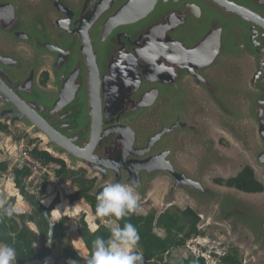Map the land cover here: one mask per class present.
I'll return each mask as SVG.
<instances>
[{
    "label": "water",
    "instance_id": "obj_1",
    "mask_svg": "<svg viewBox=\"0 0 264 264\" xmlns=\"http://www.w3.org/2000/svg\"><path fill=\"white\" fill-rule=\"evenodd\" d=\"M0 39L32 53L0 49V122L43 137L40 150L97 178L91 195L121 183L144 199L164 176L170 187L163 206L179 192L202 208L218 203L226 221L264 248V214L205 183L219 153L192 120L199 107L186 86L191 79L207 89L224 118L256 125L259 146L250 154L264 171V0H42L34 10L24 0H0ZM249 57L255 74L247 116L211 92L246 93L208 77L226 60ZM46 60L50 91L38 85ZM184 137L205 150L199 171L178 164ZM35 203L48 222L50 248L58 221Z\"/></svg>",
    "mask_w": 264,
    "mask_h": 264
},
{
    "label": "rangeland",
    "instance_id": "obj_2",
    "mask_svg": "<svg viewBox=\"0 0 264 264\" xmlns=\"http://www.w3.org/2000/svg\"><path fill=\"white\" fill-rule=\"evenodd\" d=\"M24 1L31 10L42 7V0ZM48 14L51 20L57 16L54 12H49ZM0 49L2 51L16 53L25 57L32 56L31 50L27 46L12 45L1 39ZM49 64L50 61L46 60L38 73V85L44 91H50L52 89L50 86L43 88L39 84V77L43 71H49ZM225 67L226 65H220L217 69ZM245 82L246 79L242 75L236 83L239 88H236L238 90L243 89ZM248 93L249 95L251 94L250 92ZM238 112L243 115V111ZM209 123L211 124V122ZM213 132L216 140L220 143L219 149H221L226 155L232 157V162L227 168L221 167L213 170V172L206 176L205 183L223 194H231L234 197L253 205L264 214V192L258 194H248L236 189L218 185L213 181L215 178L227 180L234 177L241 171L242 168L248 165L254 169L256 178L264 185V171L255 167L251 154L247 153L242 146L231 141L223 132H221L220 129L215 126ZM45 142L46 140L43 137H33L30 130L26 129L22 125H16L13 129L9 126L8 130L0 134V162H6L7 159L15 156L16 153L10 155L9 151V148L13 150V145L15 144L18 148H20L21 145H24V148H31L33 150L34 148H42ZM196 151V148L189 147L186 157L182 160L183 165L189 168V171L191 170V172L194 171L193 165L195 162ZM79 168L82 167L78 165L76 169L72 170H77ZM14 169L15 168L9 169L8 172L0 178V201H3L4 204L14 198V208L16 213L30 212L32 210L31 206L22 198L18 190L15 188L13 181ZM45 181L47 183V188L44 195H42L41 203H43L46 208H54V211H52L54 220H59L64 216H68L70 220L64 226L62 230L63 239L57 244L52 255L44 262H36L32 264H47L54 261H62L65 264H70L72 260L65 261L63 258L64 249L69 245H72L81 257H87L88 252L77 234L78 221L81 216L84 215L90 229L94 231L98 228L96 217L91 213L90 207L83 200L72 201L70 199L76 192L75 187L70 182H62L56 178L55 180H50L44 177L36 189L34 191H30L29 194L38 196ZM169 187L170 181L168 178L164 176L158 178L151 185L146 198L140 199L137 197L139 206L136 211L137 214H147L150 211H156L158 215H160L170 208H179L181 210L191 208L199 216V229L204 232V237L193 239L188 242L184 249L176 250L172 255L173 260L176 261L189 255L190 253L198 256L199 253L203 252V256L207 264H217V258L223 256L225 253L235 252V250H238L242 264H264V248L253 240L246 228L241 225H237L232 221H226L220 214L218 203L212 204L207 208H202L195 205L183 193L179 192L176 195L175 202L171 206H163L164 197L167 195ZM58 206H60L59 208L61 211L56 212ZM106 224H108L111 228L117 227L114 222ZM30 226L33 230H37L35 225L32 224ZM156 232L163 235V232L160 230H156ZM36 248L38 249L39 246Z\"/></svg>",
    "mask_w": 264,
    "mask_h": 264
},
{
    "label": "trees",
    "instance_id": "obj_3",
    "mask_svg": "<svg viewBox=\"0 0 264 264\" xmlns=\"http://www.w3.org/2000/svg\"><path fill=\"white\" fill-rule=\"evenodd\" d=\"M50 80V75L47 71L41 73L39 77V84L46 88ZM9 129L7 124L0 122V134ZM32 154L41 159L46 164H55L59 169L55 171L58 180L63 182H70L76 189V192L70 198L72 201L83 200L91 209V213L96 217L98 228L92 231L83 215L78 221L77 234L83 242L88 256L91 255L92 241L97 236H102L107 239L110 236L111 227L106 223H101V219L114 222L117 226L123 227L126 222L132 223L139 233V248L143 252L144 264H207L202 256H197L190 253L178 260H173L172 255L178 249H184L188 242L198 237H204V232L199 229L200 218L191 209L187 208L181 210L179 208H170L158 215L156 211H150L147 214H130L124 218L105 217L100 218L95 214L96 196L103 187L99 189L96 195H91L95 188L97 178L89 179L88 172L79 168L71 170L68 168L66 162L62 159L55 158L47 151H42L39 148H34ZM9 170L7 162H0V178ZM28 176L26 170H13V181L15 188L18 190L22 198L31 206L32 210L25 213L14 212L13 216H0V243H6L16 249L17 262L16 264H32L36 262H44L49 258L57 244L63 239L62 230L69 222L70 218L64 216L58 221L55 231L52 247H47L49 225L44 218L35 199L42 201L47 183H43L41 192L38 196L31 195L26 190L24 180ZM215 183L225 186L227 188L236 189L238 191L248 194H258L264 192V185L256 178L254 169L251 166H245L234 177L227 180L216 179ZM15 199H10L4 203V206L9 204L14 206ZM47 209L51 216L54 208ZM52 218V216H51ZM35 225L37 230H33L30 225ZM160 230L163 235L156 232ZM39 246L37 249L36 247ZM64 260H74L76 264H85L84 259L78 254L72 245L64 249ZM217 264H242L238 250L235 252L225 253L223 256L217 258ZM47 264H65L62 261H54Z\"/></svg>",
    "mask_w": 264,
    "mask_h": 264
},
{
    "label": "flooded vegetation",
    "instance_id": "obj_4",
    "mask_svg": "<svg viewBox=\"0 0 264 264\" xmlns=\"http://www.w3.org/2000/svg\"><path fill=\"white\" fill-rule=\"evenodd\" d=\"M226 67L222 69H213L209 72V79L218 85H223L225 87L236 88L237 80L243 75L246 79L245 85L241 91L245 92V97H231L225 96L224 92L218 88H215L211 93L216 95L220 102L227 101V103L233 104L235 109L238 111H243V113H248L250 106L251 94L254 91L252 88V80L255 74V62L252 58H231L225 61ZM252 67V68H251ZM45 72V71H43ZM42 72V73H43ZM50 75V70L47 71ZM50 80L47 87L49 86ZM186 86L189 89L192 99L195 101L199 107L198 112L192 115V120L196 125L205 128L207 133V138H210L215 143V149L218 151L219 158L217 159V164L211 170L207 168V174L213 172L217 168H227L232 162V157L226 155L222 152L219 141L216 140L214 135V126L221 130L231 141L235 144L242 146V148L251 153L259 146L258 140V129L252 121H236L235 117L224 118L212 104L209 96L207 94V89L199 88L195 86L191 79H187ZM42 87V86H41ZM46 87V88H47ZM44 88V87H43ZM239 88V87H238ZM237 89V88H236ZM250 92L251 94L249 95ZM211 122V124L209 123ZM194 146V147H193ZM184 153L178 157V164L180 167L189 171V168L183 165L182 160L186 157V153L189 147L196 148L195 162L193 165L194 171H199L200 161L205 157V150L201 147H197L194 142L188 138H183ZM191 171V170H190ZM206 178V177H205ZM217 178L213 181L215 182Z\"/></svg>",
    "mask_w": 264,
    "mask_h": 264
},
{
    "label": "clouds",
    "instance_id": "obj_5",
    "mask_svg": "<svg viewBox=\"0 0 264 264\" xmlns=\"http://www.w3.org/2000/svg\"><path fill=\"white\" fill-rule=\"evenodd\" d=\"M138 198L131 188L121 184H107L96 196L95 214L97 217H114L117 219L135 213ZM54 211V210H53ZM15 208L4 206L0 201V216H13ZM101 223H108L101 219ZM110 236L105 239L97 236L92 241L91 255L83 257L85 264H144L143 252L139 248V233L130 222L123 227H112ZM16 249L6 243H0V264H16ZM70 264H76L71 261Z\"/></svg>",
    "mask_w": 264,
    "mask_h": 264
},
{
    "label": "built area",
    "instance_id": "obj_6",
    "mask_svg": "<svg viewBox=\"0 0 264 264\" xmlns=\"http://www.w3.org/2000/svg\"><path fill=\"white\" fill-rule=\"evenodd\" d=\"M9 151L10 155L16 153L15 156L7 159L9 169L15 168L19 170H26L28 172V176L24 180V184L28 192L34 191L44 177L50 180H55V178L57 179L55 171L59 169V166L52 163L46 164L41 159L35 157L32 154L33 150L31 148H24V145H21V147L18 148L15 144L13 145V150L9 148ZM199 255L204 257L203 252L199 253Z\"/></svg>",
    "mask_w": 264,
    "mask_h": 264
},
{
    "label": "crops",
    "instance_id": "obj_7",
    "mask_svg": "<svg viewBox=\"0 0 264 264\" xmlns=\"http://www.w3.org/2000/svg\"><path fill=\"white\" fill-rule=\"evenodd\" d=\"M6 162H7V160H6ZM7 163H8V162H7ZM8 165H9V163H8ZM59 207H60V206H58V207H57V210H56V212H59V211H61ZM94 231H95V230H94Z\"/></svg>",
    "mask_w": 264,
    "mask_h": 264
}]
</instances>
